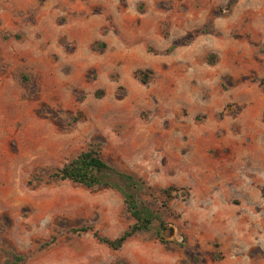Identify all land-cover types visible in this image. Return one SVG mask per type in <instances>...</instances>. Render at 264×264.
<instances>
[{
  "label": "rangeland",
  "instance_id": "1",
  "mask_svg": "<svg viewBox=\"0 0 264 264\" xmlns=\"http://www.w3.org/2000/svg\"><path fill=\"white\" fill-rule=\"evenodd\" d=\"M98 143L160 215L120 250L52 177ZM0 264H264V0H0Z\"/></svg>",
  "mask_w": 264,
  "mask_h": 264
},
{
  "label": "trees",
  "instance_id": "2",
  "mask_svg": "<svg viewBox=\"0 0 264 264\" xmlns=\"http://www.w3.org/2000/svg\"><path fill=\"white\" fill-rule=\"evenodd\" d=\"M139 80L146 84L148 72L138 71ZM52 177L60 181H70L88 188L103 187L118 191L124 199L127 211L135 220L119 237L110 239L100 235L92 228L86 227L73 229L74 233L93 231L94 237L101 244H105L113 250H120L123 245L134 235L142 231H148L156 220H160L159 212H155L141 201V195L152 188L144 180L126 172L119 171L111 166L101 155V144H92L78 154L75 158L52 174ZM171 190L166 188L161 192L167 199L172 197Z\"/></svg>",
  "mask_w": 264,
  "mask_h": 264
},
{
  "label": "water",
  "instance_id": "3",
  "mask_svg": "<svg viewBox=\"0 0 264 264\" xmlns=\"http://www.w3.org/2000/svg\"><path fill=\"white\" fill-rule=\"evenodd\" d=\"M168 232H169L170 236L174 235V231H173L172 228H169V229H168Z\"/></svg>",
  "mask_w": 264,
  "mask_h": 264
}]
</instances>
